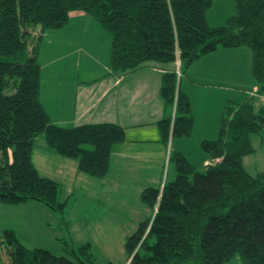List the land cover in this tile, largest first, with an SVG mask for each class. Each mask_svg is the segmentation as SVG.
<instances>
[{"label": "trees", "instance_id": "16d2710c", "mask_svg": "<svg viewBox=\"0 0 264 264\" xmlns=\"http://www.w3.org/2000/svg\"><path fill=\"white\" fill-rule=\"evenodd\" d=\"M234 1L236 12L212 26L206 13L213 0H0V203L34 200L63 213L67 200L59 197V184L32 162L39 134L93 177L107 173L112 146L125 138L118 123L65 126L50 120L39 98L42 32L65 26L69 12L79 10L109 35L112 71L135 70L147 61L177 63L160 82V96L171 109L159 130L168 141L193 130L190 101L179 86L183 73L217 48L247 47L255 93L264 95V0ZM254 100H227L217 137L201 141V150L216 162L201 168L169 151L175 176L161 188L142 189L140 200L151 214L124 239V263L223 264L236 256L240 264H264V170L252 173L243 165L255 150L250 136L264 132V105L256 108ZM58 240L63 253L54 254L22 245L12 229H4L0 264L2 249L7 264H96L89 243L74 247Z\"/></svg>", "mask_w": 264, "mask_h": 264}, {"label": "crops", "instance_id": "0c3cea01", "mask_svg": "<svg viewBox=\"0 0 264 264\" xmlns=\"http://www.w3.org/2000/svg\"><path fill=\"white\" fill-rule=\"evenodd\" d=\"M69 14L68 22L79 18H83V21L84 18L90 19L79 10L70 11ZM97 33L103 41L102 50L95 49L94 46H91V50L96 53L98 62L90 61L86 56V66L80 68V60L75 74H66L71 66L63 59H59L58 62L54 60L55 65L45 69L40 61L42 59L40 52L37 54L41 70L40 103L52 122L65 126L111 122L121 125L125 132L124 140L116 142L111 148L107 173L102 176L103 178L96 179L82 173L75 158L60 156L52 147L50 148L42 134H39L40 138L34 139L31 150L32 162L37 169L35 161L42 160L43 169L46 171L42 175L54 179L59 185L60 181L63 185L65 182L67 192L64 193L62 200L74 195L75 187H78L81 193L82 183L85 184L83 188L86 189L85 195L89 194L94 199L105 198L107 199L104 201L105 204L109 200L115 201V197L122 194L123 190L128 191L132 186L138 196L145 187L161 188L164 181L162 171L169 151H178L193 165L204 168L212 161L208 154L201 150L200 143L204 139L215 140L217 137L226 101L241 102L253 96L254 99L257 98L255 99L257 106L264 105V95L255 93L257 84L250 71L251 51L245 46L217 48L192 62L179 83L190 101L191 116L194 119L192 133L189 136L171 137L164 141L159 130V120L168 114L171 108H165L160 96L161 74L177 67V63L147 61L135 70L114 72L109 66L110 37L105 31ZM66 36L70 40L77 36L78 39H85L78 34ZM250 137L255 150H258L257 153L260 152L259 148L264 150V132L252 134ZM39 139L41 148L37 151L34 143L40 141ZM195 151L197 160L194 158L191 161L190 154L194 157ZM254 153L256 151L250 154ZM259 154L264 156L261 152ZM247 156L243 157V165L245 170L249 171L246 169ZM252 157L249 160L253 161L251 170L254 173L264 170V164L258 166V162L264 163L263 158ZM49 169L54 170L48 172ZM171 174L175 175L174 164ZM77 182L81 184H75ZM62 189L64 187L60 190ZM76 197L77 195L73 196L72 200ZM138 199L140 200V197ZM112 209L113 212L119 211L115 206H112ZM149 209L147 208L148 214L142 220L149 216V212L151 213ZM69 224L70 222L66 228ZM83 226L88 229L85 222ZM60 248L62 249L61 245Z\"/></svg>", "mask_w": 264, "mask_h": 264}, {"label": "rangeland", "instance_id": "374dc122", "mask_svg": "<svg viewBox=\"0 0 264 264\" xmlns=\"http://www.w3.org/2000/svg\"><path fill=\"white\" fill-rule=\"evenodd\" d=\"M235 12L236 6L234 0H213L212 5L206 13V19L209 25L221 26L225 24L227 19ZM88 17L90 18L89 20H87L88 18H84V21L83 18H79L78 20L74 19L63 27L46 29L42 32L40 36L42 38L39 45V52L40 57H42L40 61L45 69L54 66V60L58 62L59 59H63L68 66H71L66 74H75L78 69L76 66L79 65L78 63L80 60V68L86 66L87 63L85 59H87V57L90 58V61L98 62L99 59L96 53L91 50V46H94L95 49L99 48L101 51L103 41L100 36L97 35V32H107L93 17L90 15H88ZM36 32L38 31L36 30ZM68 34H78L81 35V38L85 39H78L79 36H77L73 40H70V38L66 36ZM88 42L92 44L89 45ZM40 61L38 60V62ZM256 103L257 102L254 100V104L257 108ZM40 143L41 140L35 141L34 143V147L37 151L41 148ZM254 145L258 144L254 143ZM254 151H256V153L248 156L246 155V169L252 173H254L253 170H251L253 168V161L249 162V160L253 158L252 156L258 159L262 157L264 162V156L259 154L260 152L264 154V150L259 148V153H257L258 150ZM192 155L193 154H190L191 161H193L194 158L197 160L196 151L194 157ZM35 162L39 174L46 173L43 169L44 162L42 160L39 161V159ZM168 162L169 160L167 157L162 171V179H167L166 181L173 176L171 174L173 163ZM260 164L264 163L258 162V166ZM52 170L54 169H49L48 172H52ZM84 174L89 175L86 172ZM133 180L135 181L137 179ZM75 184L78 185L81 183L77 182ZM80 186L82 189L81 193L78 187H75L74 195H69V197L65 199L67 203L63 208V213L52 211L44 204L34 200L10 205L0 203V234L4 229H12L20 243L23 242L25 246L47 247L54 254L63 253L60 248V240L58 242L57 237L68 240L74 247L82 243H89L90 252L93 254V259L96 264H107V262L110 264L124 263L126 254L124 253L123 240L135 231L140 221H142V218L148 214L146 206L138 199L139 196L135 193V188H132L134 186L128 191L123 190L122 194L115 197V201L109 200L107 204L104 202L107 200L105 198L101 197L94 199L91 198L89 194L85 195L86 189H83L85 184L82 183ZM59 187L60 189L64 187L59 193V197L62 198L64 197V193L67 192L65 182L63 185L60 181ZM75 195H77V197L75 200H72ZM80 196L82 197L80 198ZM112 206L118 207L119 211L113 212L112 210L114 209H112ZM155 208L154 206V210ZM150 214L149 212V215ZM65 219L70 222L67 227L68 229L66 228L67 224L65 226V224L61 222L62 220L65 221ZM83 222L88 226L87 230L84 228ZM2 258L5 264L9 262V259L4 256V249H2ZM125 263L128 264L127 262ZM223 264H240V261L239 258L235 256L231 258V261Z\"/></svg>", "mask_w": 264, "mask_h": 264}, {"label": "built area", "instance_id": "2783aa9c", "mask_svg": "<svg viewBox=\"0 0 264 264\" xmlns=\"http://www.w3.org/2000/svg\"><path fill=\"white\" fill-rule=\"evenodd\" d=\"M177 74H179L178 72H177ZM218 158H216V159H214V160H211L212 162H210V163H214V162H216V160H217ZM209 164V163H208ZM156 209V208H155Z\"/></svg>", "mask_w": 264, "mask_h": 264}]
</instances>
